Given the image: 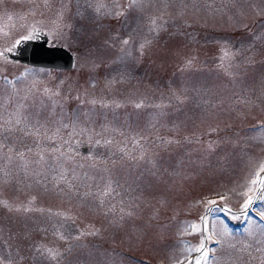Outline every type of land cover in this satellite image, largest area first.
I'll use <instances>...</instances> for the list:
<instances>
[{"label":"rangeland","instance_id":"1","mask_svg":"<svg viewBox=\"0 0 264 264\" xmlns=\"http://www.w3.org/2000/svg\"><path fill=\"white\" fill-rule=\"evenodd\" d=\"M39 2L40 0H37V3ZM193 2L194 0H183V3L181 0H170L167 8V31L160 34L159 40L142 60L129 59L123 64L113 65L111 60L115 59L117 51L102 47L103 41L108 38L110 32L127 36L130 31L137 29V42L139 41L143 35L144 21L135 12L129 15L127 21L105 19L102 21L101 29L96 28L91 18L78 22L82 30L73 32L67 41L71 44V48H68L75 53V65L71 69H43V71L30 67L19 69L18 65L7 63L5 57H0V69L3 70L0 71V90H6L3 83L4 76L15 79L24 73L25 69H31L32 72L24 76L17 87L24 88L33 79L41 82L38 85L41 88L45 83L49 87H55L59 81L64 80L65 91L69 84L77 82L83 84L90 73L82 67H77V55H80V63L83 64L84 58L91 50L94 58L102 59L105 65H109L101 67L95 74L98 81L95 92L98 95L118 99L133 94L146 95L150 103H159L162 100L167 102L169 88L179 89L185 84L191 86L192 83H198L211 89L215 98L225 100L223 109L208 117L203 116L201 109L191 102L184 105L179 113L172 108L165 110L169 115L159 120L158 134L180 139L182 144L173 145L167 151L160 152L157 157L156 176L149 174L150 171H157L151 166H145L147 171L143 168L130 171L128 167H117L113 175L122 185L116 189L119 195L112 199V202L117 204V209L121 199L125 204L130 203L126 197L129 191L132 196L141 198L140 207L136 210L137 215L126 218L119 227L110 225L103 215L92 209L80 206L75 197L69 199L54 191H45L42 187L33 186L29 189L12 183L0 187V194L4 198L26 202L30 196L35 195L37 207L51 209L53 213H67L75 217V220L65 221L62 217L54 215L49 218L47 212L32 213L30 218L18 219L0 208V229L3 231V237H7L9 230L13 233L29 230L32 232V241L51 242L54 239L53 232L57 229L66 235H76L93 225L101 229V235L87 236L79 241L78 243L83 247H74L67 255L65 264H174L178 259H184V264H189L186 262L188 256H182L181 242L198 246L200 233L183 235L181 233L187 228L188 223H199L200 217L205 216L207 223H204L209 232L214 223L219 227L222 221L234 237L231 242L237 243V247H240L238 241L242 239H248L257 246L256 237L248 238L245 229L253 228L258 236L261 228H264V221H261L256 214L264 207V202L256 200L249 211L246 210L248 212L245 216L240 211L242 197L229 193L228 199L224 201L220 196L242 182L250 173L254 174L258 163L264 160V142L251 139L253 135L260 134V128L257 126L264 121V96L261 95L259 87V80L264 76V16H257L252 11V5L264 8V2L262 0H195L200 11L193 8ZM183 4H188V8L184 9ZM209 4L212 5L211 8L207 7ZM32 7L28 0H17L15 3L13 0H5L3 6L19 14L27 12ZM3 8H0V12ZM162 8L163 4L160 0H156L155 7L150 11L156 12L157 9ZM42 10V8L38 9L35 17L28 16L26 20L14 17L12 21H7L0 15V30H2L0 51L7 48L17 36L23 34L25 28L21 25H31V20H43V24L51 27L49 21L54 14L45 11L44 17H41L39 11ZM73 10L75 11V5ZM241 10L244 15L240 14ZM181 11L184 14L178 15ZM4 32L8 35H3ZM170 33L178 35H170ZM254 34L261 38L254 40ZM56 41L65 45L63 40ZM217 41H227L237 49L254 44L257 63L246 69L241 68L240 75L235 80L230 79L216 68L219 54ZM190 55L197 57L196 68L200 71L193 70L182 74L178 71L182 58ZM121 72L127 74L129 82L118 85L111 92L104 90L105 77L115 76ZM253 89H255L254 93ZM233 92L245 96L252 101V104L248 107L239 103L232 104L229 98ZM0 95H3L2 91ZM68 107L69 110L74 109L76 103L72 102ZM156 111L158 110L154 108H145L139 110L137 115L138 110L129 105L116 110L115 116L109 113L106 119L102 116L95 117L94 123L89 124L88 127L94 128L95 131H100L103 124L115 127L118 129L117 132H108L105 135L120 141L123 139L119 134L120 131L132 135L134 132L146 130L151 115ZM177 123L181 125L179 131H170L172 125ZM209 124L212 126L218 124L221 131L211 137L204 135ZM161 125L166 126L161 127ZM71 131V128L64 129L61 135L69 140V145L65 148L70 147L76 162L85 165L84 169H77L78 173L87 171L89 174L99 175L96 170L88 167L92 163L87 158L90 152L97 162L119 159V153H116L114 148L92 147L88 133L69 138L68 133ZM145 134L148 132L146 131ZM156 135L157 132L152 131L150 139H154ZM185 136L192 139L199 136L201 140L222 139L226 143L204 159L203 154L197 151L198 144L183 143ZM28 144L32 146V141L29 140ZM108 166L111 167V164L109 163ZM99 167L103 168L104 165L100 164ZM142 171V179L129 190L128 185L132 184L135 176ZM210 200L216 203L209 205ZM225 208L231 209V213L226 215ZM205 210H208L207 216ZM232 214L237 218L233 219ZM249 219L253 221L252 224L248 223ZM38 228L47 231H38L36 230ZM13 243L19 245L20 254L24 257L20 264H49L46 259L32 252L31 241L17 240ZM207 246L217 248L216 256L222 258V264L227 261L229 254L233 257L238 255L227 246L220 248L212 241H209ZM4 254H6V246L0 242V255ZM254 255L259 257V253L254 252ZM244 256L248 259L246 253ZM251 264H259V259L252 260Z\"/></svg>","mask_w":264,"mask_h":264},{"label":"snow or ice","instance_id":"2","mask_svg":"<svg viewBox=\"0 0 264 264\" xmlns=\"http://www.w3.org/2000/svg\"><path fill=\"white\" fill-rule=\"evenodd\" d=\"M15 2L17 0H13V3ZM160 2L163 4V8L151 12L150 9L155 7L156 0H40L39 3H37V0H28V3L32 4L33 7L29 8L27 12L19 14L3 8L5 0H0V8H3L0 15L7 21H12L14 17H18L20 20H26L28 16L35 17L37 10L41 8L43 9L39 11L41 17H44L45 11L51 12L54 15L49 21L51 25L49 35L53 37V43L56 40H63L65 45L71 48V44L67 43L71 34L82 30L81 24L78 22L91 18L96 28L101 29L103 27L102 21L105 19L127 21L129 15L133 12L138 13L144 21L143 35L138 42L137 29L130 31L127 36L110 32L108 38L103 41V48L115 49L118 53L115 59L111 60V64L114 65L123 64L129 59L142 60L159 40L160 34L167 31V8L170 0H160ZM181 3H183V0H181ZM73 5H75V11ZM192 6L196 11H200V7L195 3V0ZM207 7L211 8L212 5L209 4ZM183 8L187 9L188 4H183ZM252 11L257 16H264V8L258 5H252ZM183 14V11L178 13V15ZM240 14L244 15L242 10ZM35 23L43 24L44 21H36ZM21 27L25 28L27 34L16 39L11 47L0 51V57H5V53L11 52L22 40L33 39L37 35L34 25H21ZM3 35L7 36L8 33L4 32ZM170 35L178 34L170 33ZM260 38L254 34V40ZM217 45L219 54L216 68L232 80L240 75L239 70L241 68L246 69L255 66L257 63L254 44L239 49L227 41H217ZM5 61L7 62L6 57ZM80 61L81 57L77 55V67L86 69L90 75L83 84L78 82L69 84L67 91L64 90L66 83L64 80L59 81L55 87H49L46 83L42 88L38 87L41 82L35 79L24 88L17 87L22 78L32 72L31 69H25V72L15 79H10L7 76L3 77L6 90H0L3 92V95H0V161H3V163H0V187L12 183L23 185L29 189L38 186L45 191H54L58 195L69 199L75 197L80 206L92 209L103 215L110 225L119 227L126 218L137 215L136 210L140 207L141 198L132 196L129 191L126 193V197L130 203L125 204V201L121 199L119 209H117V204L112 202L113 197L119 195L116 189L122 187L119 180L113 175L117 167H128L130 171L131 169L143 168L147 171L148 169L145 166H151L152 169H157V171H150L149 174L156 176L158 174L157 157L160 152L167 151L173 145L179 146L182 144L180 139L163 137L158 134L157 124L159 120L169 115L165 110L172 108L173 111L179 113L184 105L191 102L201 109L203 116L208 117L222 110L225 100L215 98V94L211 89L198 83H192L191 86L185 84L179 89L169 88L167 102L162 100L159 103H150L146 95L133 94L123 99L98 95L95 92L98 86L95 74L101 67H108L109 65H105L102 59L94 58L91 50L84 58L83 64ZM196 65L197 57L195 55L185 56L182 58L178 71L182 74L193 70L200 71L199 68H196ZM0 71L3 70L0 69ZM40 71H43V69ZM128 82L129 78L123 72L115 76L105 77L104 90L111 92L118 85ZM259 87L261 95L264 96V76L259 80ZM254 92L255 89H253ZM229 99L232 104L239 103L246 107L252 104L251 100L235 92L232 93ZM72 102L76 103V107L69 110L68 106ZM129 105L138 110L137 115L139 110L145 108L158 110L151 115L146 130L134 132L132 135L120 131L119 134L123 139L116 141L113 137L105 135L108 132H117L118 129L115 127L103 124L100 131L88 127L89 124L94 123L95 117L102 116L106 119L109 113L115 116L116 110ZM165 126L161 125V127ZM180 126L178 123L173 124L169 130L178 132ZM257 127L260 128V134L253 135L251 139L264 142V121ZM69 128L72 129L68 133L69 138L73 135L88 133L92 147L114 148L115 152L119 153V159L97 162L95 156L90 152L87 158L92 163L88 167L96 170L99 175L89 174L87 171L78 173L77 169H84L85 165L76 162L71 154L70 147L65 148L66 145H69V140L64 139L61 135L62 130ZM77 129H79V132H77ZM146 131L148 134H145ZM152 131L157 132L154 139H150ZM220 131L218 124L216 126L209 124L204 135L211 137ZM29 140L32 141V146L28 144ZM183 143L198 144L197 151H200L203 158L207 159L226 141L222 139L201 140L199 136L192 139L185 136ZM49 144L52 146L49 147ZM129 144L131 147H129ZM109 163L111 167L108 166ZM100 164H103L104 167H99ZM262 173H264V160L258 163L254 174L250 173L242 182L228 189L220 196V199L226 201L229 193L242 197L243 203L240 211L246 216V210L256 200L264 202V175ZM142 177L143 171L135 176L132 184L128 185V189H133ZM36 200L35 195L30 196L25 202L9 200L0 194V208L11 215H15L18 219L30 218L32 213L43 214L47 212L49 218L54 215L62 217L65 221L75 220V217L67 213H53L51 209L46 210L37 207ZM215 203L216 201L213 200L208 201L209 205ZM229 213H231V209L225 208V214ZM256 214L261 221H264V207L259 209ZM232 218L236 219L237 217L232 214ZM205 220L206 217L201 216L199 223H188L187 228L181 233V235L200 233L198 246L181 242L183 245L181 249L182 256H188L189 264H222V258L216 256L217 248L207 246L209 241L214 242L220 248L227 246V248L238 254L235 257L229 254L224 264H238V262L239 264H251L252 260L257 258L259 264H264V228H261L258 236L253 228L245 229L248 238L256 237L255 245L257 246L250 243L248 239H242L238 241L240 247H237V243L231 242L234 237L222 221L219 227L214 223L209 232L207 225L204 223ZM248 223L252 224L253 221L249 219ZM36 230L47 231L43 228ZM99 235H101V229L90 225L76 235H66L57 229L53 232V241L36 242L32 241V232L29 230H25L23 233H13L9 230L5 238L2 229H0V242L6 246V254L0 255V264H20L23 261L24 257L20 254L19 245L13 243L17 240L31 241L30 248L32 252L46 259L49 264H65L67 255L72 252L74 247H83L78 243L79 241L87 236ZM61 244H63V247H61ZM253 249L255 253H259V257L254 255ZM192 253L196 255L193 256ZM245 253L248 259H245ZM174 264H184V259H178Z\"/></svg>","mask_w":264,"mask_h":264},{"label":"water","instance_id":"3","mask_svg":"<svg viewBox=\"0 0 264 264\" xmlns=\"http://www.w3.org/2000/svg\"><path fill=\"white\" fill-rule=\"evenodd\" d=\"M28 64L70 68L74 64L71 52L63 46L48 47L45 41L22 40L11 54Z\"/></svg>","mask_w":264,"mask_h":264},{"label":"flooded vegetation","instance_id":"4","mask_svg":"<svg viewBox=\"0 0 264 264\" xmlns=\"http://www.w3.org/2000/svg\"><path fill=\"white\" fill-rule=\"evenodd\" d=\"M37 20H31V25H34L36 27V30H37V35L33 38V39H29V40H32V41H45V44L47 46H56V45H63L61 43H59L58 41H55V43H53V37L51 35H49V30H50V27H47L46 24H37L35 23ZM27 26V25H26ZM27 32L24 31L23 34L21 35H26ZM21 35L17 36L15 39H13L12 42H10L8 44L7 47H11L12 43H14V41L16 39H18ZM17 46V45H16ZM16 48V47H15ZM15 48L11 51V52H6L5 53V57L7 59V63L8 62H11L12 64H14L15 66H19V69H22V68H26V67H30L32 69H48V67H42V66H35V65H27L26 63L24 62H21L20 60L16 59V58H13L11 56L12 52L15 50ZM72 51V50H71ZM73 52V51H72ZM74 56H75V53L73 52Z\"/></svg>","mask_w":264,"mask_h":264}]
</instances>
